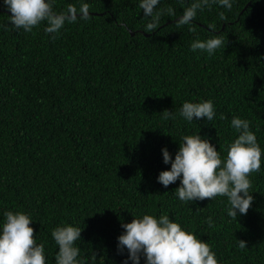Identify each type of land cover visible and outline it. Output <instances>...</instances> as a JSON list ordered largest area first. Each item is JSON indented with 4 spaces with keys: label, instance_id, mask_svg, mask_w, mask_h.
<instances>
[{
    "label": "trees",
    "instance_id": "1",
    "mask_svg": "<svg viewBox=\"0 0 264 264\" xmlns=\"http://www.w3.org/2000/svg\"><path fill=\"white\" fill-rule=\"evenodd\" d=\"M139 2L54 0L58 13L87 3L90 18L78 12L47 33L46 23L15 28L0 0V224L5 211L30 215L47 264L58 251L51 232L62 224L82 229L83 264H124L122 224L166 214L207 242L219 264H264V162L237 221L224 197L184 203L174 194L179 180L158 183L171 168L162 149L174 160L183 136L198 133L225 156L237 137L233 117L250 122L264 150V0H232L230 10L213 4L180 27L191 0H160L158 9L175 15L164 14L153 33L144 32ZM213 35L224 46L212 56L191 50ZM207 100L212 121L179 116L184 102ZM165 110L175 119H164Z\"/></svg>",
    "mask_w": 264,
    "mask_h": 264
},
{
    "label": "clouds",
    "instance_id": "2",
    "mask_svg": "<svg viewBox=\"0 0 264 264\" xmlns=\"http://www.w3.org/2000/svg\"><path fill=\"white\" fill-rule=\"evenodd\" d=\"M160 0H140L139 7L148 20L145 33H153L159 29L161 17L164 14L174 16L171 7L158 9ZM213 4L227 9L232 8V0H191L182 15L175 21L177 27L190 24L199 11L211 9ZM4 6L11 14L10 23L17 29L32 32L34 28L46 23L47 33H57L65 23L74 22L79 12L81 19H89V5L81 3L77 10L69 5L63 12L54 10V0H4ZM220 19H225L223 13ZM214 29V25L209 26ZM195 31V28H190ZM224 46L222 35H213L207 40H194L191 43L193 52H206L210 57ZM164 119H175V113L165 110ZM179 116L192 122L194 118H206L212 121L215 117L214 105L211 100L202 102H184ZM224 119V117H221ZM231 127L237 137L228 144L225 156H221L207 139L200 135H186L181 138L179 149L174 160L166 148L162 149L163 162L171 164L170 170L162 171L158 183L165 188L179 180L175 195L181 202L189 203L213 200L216 197L227 199V215L237 221L238 213L246 215L252 203L250 177L261 170L264 162V150L257 142V137L250 128V122L239 117H233ZM166 194V193H165ZM197 211H200L198 209ZM3 223L0 224V264H47L44 244H37L35 230L30 215L23 211H5ZM208 226L214 227L212 218ZM123 234L118 237V254L127 250L128 259L132 264H219L211 246L197 238L195 234L185 230L173 222L168 215L159 217L144 214L135 217L130 223L122 224ZM82 229L70 224H62L51 232L58 246L55 264H83L79 259L80 248L77 241L81 240ZM238 247L245 249V241H238Z\"/></svg>",
    "mask_w": 264,
    "mask_h": 264
}]
</instances>
